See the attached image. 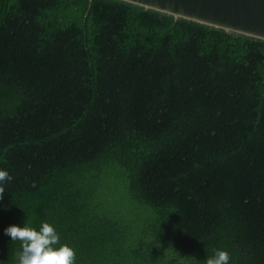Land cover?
Masks as SVG:
<instances>
[{
    "label": "trees",
    "instance_id": "trees-1",
    "mask_svg": "<svg viewBox=\"0 0 264 264\" xmlns=\"http://www.w3.org/2000/svg\"><path fill=\"white\" fill-rule=\"evenodd\" d=\"M0 169V264L24 222L76 264H264V42L118 0H0Z\"/></svg>",
    "mask_w": 264,
    "mask_h": 264
},
{
    "label": "water",
    "instance_id": "water-1",
    "mask_svg": "<svg viewBox=\"0 0 264 264\" xmlns=\"http://www.w3.org/2000/svg\"><path fill=\"white\" fill-rule=\"evenodd\" d=\"M118 1L264 42V0Z\"/></svg>",
    "mask_w": 264,
    "mask_h": 264
},
{
    "label": "clouds",
    "instance_id": "clouds-1",
    "mask_svg": "<svg viewBox=\"0 0 264 264\" xmlns=\"http://www.w3.org/2000/svg\"><path fill=\"white\" fill-rule=\"evenodd\" d=\"M12 180L13 176L8 171L0 169V194L3 193V186ZM3 235L10 237L13 242L21 243L22 250L17 256V264H76L75 249L60 244L58 232L47 222L42 223L39 230L29 227L26 222L23 226L10 225L4 228ZM230 261L227 251L216 250L205 264H230Z\"/></svg>",
    "mask_w": 264,
    "mask_h": 264
}]
</instances>
